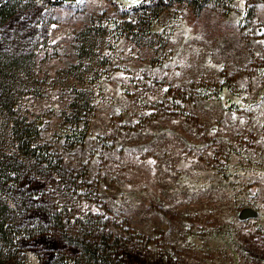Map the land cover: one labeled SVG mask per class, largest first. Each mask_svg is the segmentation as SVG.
Returning <instances> with one entry per match:
<instances>
[{
  "label": "rangeland",
  "instance_id": "1",
  "mask_svg": "<svg viewBox=\"0 0 264 264\" xmlns=\"http://www.w3.org/2000/svg\"><path fill=\"white\" fill-rule=\"evenodd\" d=\"M8 1L0 155L27 174L0 199L16 226L46 225L19 259L105 232L124 243L113 263L264 264V0Z\"/></svg>",
  "mask_w": 264,
  "mask_h": 264
},
{
  "label": "trees",
  "instance_id": "2",
  "mask_svg": "<svg viewBox=\"0 0 264 264\" xmlns=\"http://www.w3.org/2000/svg\"><path fill=\"white\" fill-rule=\"evenodd\" d=\"M31 2H33V0L28 1V3ZM18 3L19 2L0 0L1 25L14 16L19 10ZM4 61V53L0 52V81L6 80L7 78L6 69H4L6 62L4 63ZM0 90L2 92L4 90V85H2V83H0ZM23 130L24 129L17 130L16 128L12 130L13 138L16 141V150L22 151V153L28 155V157L32 155L31 158H34L37 164L46 167V173L54 172L64 177L62 171L63 168L60 162L53 159L47 152L44 154L39 149L31 148L28 140V131ZM80 133L81 132H79V136ZM23 168L24 166L22 165V162L17 160V158L15 159L10 156L0 155V193L10 192V190H12L11 186L22 183L27 174L23 172ZM64 174L66 173L64 172ZM52 218L54 224H57L60 219L58 213L53 214ZM86 224V228H88L90 235L95 236L96 234L94 233H96L97 226L98 224H101V222L99 220H90L87 221ZM45 231L46 225L44 224L43 226L38 224V227L32 228L16 226V222L10 216V208L8 204L0 199V264H25L22 259H19L22 249L20 248V244L25 240L44 235ZM109 239L110 234L104 232L101 234L99 241H95V244L72 240V245L77 246V244L80 243L82 246L81 248H79V244L77 246L80 254L74 257H69L64 253L58 252L48 264H119L110 261L112 258L114 259V256H116L120 250H122V245L124 243L122 244L119 239L110 242Z\"/></svg>",
  "mask_w": 264,
  "mask_h": 264
},
{
  "label": "water",
  "instance_id": "3",
  "mask_svg": "<svg viewBox=\"0 0 264 264\" xmlns=\"http://www.w3.org/2000/svg\"><path fill=\"white\" fill-rule=\"evenodd\" d=\"M255 216H256V211L252 208H243L239 212V218L241 219H246V218L255 217Z\"/></svg>",
  "mask_w": 264,
  "mask_h": 264
}]
</instances>
